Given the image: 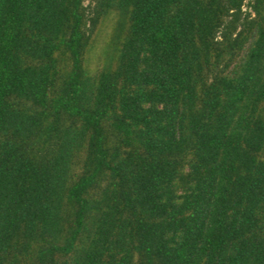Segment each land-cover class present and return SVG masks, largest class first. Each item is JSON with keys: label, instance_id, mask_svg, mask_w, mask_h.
<instances>
[{"label": "trees", "instance_id": "obj_1", "mask_svg": "<svg viewBox=\"0 0 264 264\" xmlns=\"http://www.w3.org/2000/svg\"><path fill=\"white\" fill-rule=\"evenodd\" d=\"M0 264H264V0H0Z\"/></svg>", "mask_w": 264, "mask_h": 264}, {"label": "rangeland", "instance_id": "obj_2", "mask_svg": "<svg viewBox=\"0 0 264 264\" xmlns=\"http://www.w3.org/2000/svg\"><path fill=\"white\" fill-rule=\"evenodd\" d=\"M242 9H245V6H243V8ZM105 31H107V27L104 29ZM105 39V38H104Z\"/></svg>", "mask_w": 264, "mask_h": 264}]
</instances>
